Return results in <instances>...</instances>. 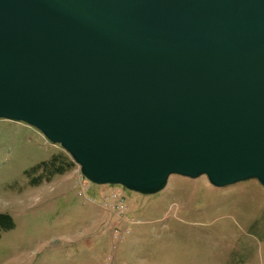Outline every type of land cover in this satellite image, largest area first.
<instances>
[{
  "label": "water",
  "instance_id": "water-1",
  "mask_svg": "<svg viewBox=\"0 0 264 264\" xmlns=\"http://www.w3.org/2000/svg\"><path fill=\"white\" fill-rule=\"evenodd\" d=\"M0 119L94 185L264 187V0H0Z\"/></svg>",
  "mask_w": 264,
  "mask_h": 264
},
{
  "label": "rangeland",
  "instance_id": "rangeland-1",
  "mask_svg": "<svg viewBox=\"0 0 264 264\" xmlns=\"http://www.w3.org/2000/svg\"><path fill=\"white\" fill-rule=\"evenodd\" d=\"M53 156L74 165L61 175L35 172ZM116 194L125 199L121 215L110 207ZM0 213L15 223L0 239V264H264V187L257 180L216 188L206 176L173 175L150 196L98 186L41 131L4 119Z\"/></svg>",
  "mask_w": 264,
  "mask_h": 264
},
{
  "label": "trees",
  "instance_id": "trees-1",
  "mask_svg": "<svg viewBox=\"0 0 264 264\" xmlns=\"http://www.w3.org/2000/svg\"><path fill=\"white\" fill-rule=\"evenodd\" d=\"M74 163L70 162L69 165L63 166L61 163H59V159L57 156H53L52 159L48 162H43L40 165L34 167L33 169L36 171H39L40 169L49 170L51 172V175H61L64 174L69 168L71 169L73 167ZM53 173V174H52ZM15 227L14 220L11 215L0 213V239L5 232H9L13 230Z\"/></svg>",
  "mask_w": 264,
  "mask_h": 264
},
{
  "label": "built area",
  "instance_id": "built-area-1",
  "mask_svg": "<svg viewBox=\"0 0 264 264\" xmlns=\"http://www.w3.org/2000/svg\"><path fill=\"white\" fill-rule=\"evenodd\" d=\"M110 207L115 213H118L119 215L125 213L127 210L126 205H125V199L121 194H116L115 196L113 195V201L110 204ZM130 223L135 224L133 222H130Z\"/></svg>",
  "mask_w": 264,
  "mask_h": 264
}]
</instances>
